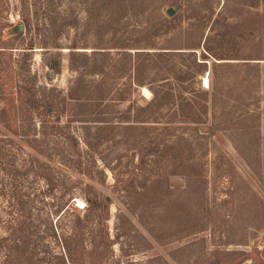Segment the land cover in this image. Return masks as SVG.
<instances>
[{
  "label": "rangeland",
  "instance_id": "obj_1",
  "mask_svg": "<svg viewBox=\"0 0 264 264\" xmlns=\"http://www.w3.org/2000/svg\"><path fill=\"white\" fill-rule=\"evenodd\" d=\"M3 138L0 264H69L90 186L99 264H264V0H0Z\"/></svg>",
  "mask_w": 264,
  "mask_h": 264
},
{
  "label": "trees",
  "instance_id": "obj_2",
  "mask_svg": "<svg viewBox=\"0 0 264 264\" xmlns=\"http://www.w3.org/2000/svg\"><path fill=\"white\" fill-rule=\"evenodd\" d=\"M58 65L52 64V69L54 71H58ZM35 93H31L30 99L34 100ZM6 138L0 139V166L4 169H7L8 172L12 173L15 170L16 164V153L15 152H7V143L5 141ZM82 161L80 158L75 160V168L79 169V173H83L81 171ZM53 188V189H52ZM50 188L54 190V187ZM91 188L86 187L82 188L85 192V200H86V210L84 215H82L77 208L73 205L74 195L77 193V188L72 187L68 188L69 199L66 200L62 204H57L55 212H62L63 214L70 215L69 229L63 231L60 229L58 224H55L56 227V235L58 237V241L61 243L63 253H61L64 261L69 264H83L84 258H78L79 255L85 256L88 252V262L89 264H99V260L101 259V255L107 254L109 250L113 248V240L110 235L109 228V220H110V207L105 199H102L100 195L97 194V190L95 195L91 196ZM93 189V188H92ZM71 213H75L71 215ZM15 233V232H14ZM87 236L89 238V250L86 243ZM16 237V236H15ZM57 239V238H56ZM13 244L17 245L16 240H12ZM0 243V248H1ZM56 256V255H54Z\"/></svg>",
  "mask_w": 264,
  "mask_h": 264
},
{
  "label": "bare ground",
  "instance_id": "obj_3",
  "mask_svg": "<svg viewBox=\"0 0 264 264\" xmlns=\"http://www.w3.org/2000/svg\"><path fill=\"white\" fill-rule=\"evenodd\" d=\"M204 81H205V84H207L206 86H208L209 85V78L208 77H205ZM145 92L147 94H149V91L147 89H145Z\"/></svg>",
  "mask_w": 264,
  "mask_h": 264
},
{
  "label": "water",
  "instance_id": "obj_4",
  "mask_svg": "<svg viewBox=\"0 0 264 264\" xmlns=\"http://www.w3.org/2000/svg\"><path fill=\"white\" fill-rule=\"evenodd\" d=\"M169 12H170V14H173V13H174V11H173L172 8H170ZM53 74H54V71L52 70V71L50 72V75L52 76ZM108 200H110V199H108Z\"/></svg>",
  "mask_w": 264,
  "mask_h": 264
}]
</instances>
